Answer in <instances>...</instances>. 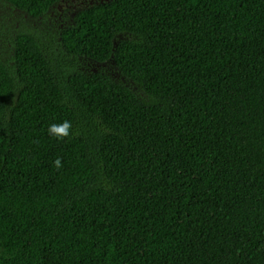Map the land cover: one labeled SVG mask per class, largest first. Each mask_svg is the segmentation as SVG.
Wrapping results in <instances>:
<instances>
[{
  "label": "trees",
  "instance_id": "16d2710c",
  "mask_svg": "<svg viewBox=\"0 0 264 264\" xmlns=\"http://www.w3.org/2000/svg\"><path fill=\"white\" fill-rule=\"evenodd\" d=\"M66 3L0 0V264H264V0Z\"/></svg>",
  "mask_w": 264,
  "mask_h": 264
},
{
  "label": "clouds",
  "instance_id": "9594fccd",
  "mask_svg": "<svg viewBox=\"0 0 264 264\" xmlns=\"http://www.w3.org/2000/svg\"><path fill=\"white\" fill-rule=\"evenodd\" d=\"M70 129H71V122L68 120H64L59 124L56 123L50 124L47 128V133L51 138L60 141L63 138L69 136ZM52 167L57 170L61 169L62 168L61 160L59 158L53 160Z\"/></svg>",
  "mask_w": 264,
  "mask_h": 264
},
{
  "label": "rangeland",
  "instance_id": "374dc122",
  "mask_svg": "<svg viewBox=\"0 0 264 264\" xmlns=\"http://www.w3.org/2000/svg\"><path fill=\"white\" fill-rule=\"evenodd\" d=\"M79 3H82V0H68V3L64 4L62 9H60V11L64 17H71L73 14V11H75V9L73 8V5H76ZM1 12L2 10H0V13Z\"/></svg>",
  "mask_w": 264,
  "mask_h": 264
}]
</instances>
